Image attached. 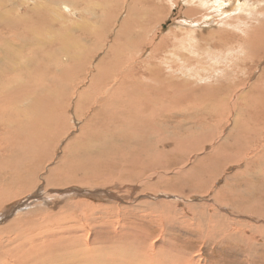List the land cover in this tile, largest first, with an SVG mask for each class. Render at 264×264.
I'll return each mask as SVG.
<instances>
[{"label":"rangeland","instance_id":"rangeland-1","mask_svg":"<svg viewBox=\"0 0 264 264\" xmlns=\"http://www.w3.org/2000/svg\"><path fill=\"white\" fill-rule=\"evenodd\" d=\"M76 1L82 2L79 9L85 6L86 0ZM6 3L10 4L6 8L12 7L11 2ZM94 3L97 4V23L86 13L83 15L73 12L65 17L77 21L78 18L86 16L85 18L96 23V28L92 27L96 34L89 35L92 41L93 38L99 40L100 34L97 31L103 30V35L116 39L120 44L114 49L115 59L118 57L127 64L125 58L130 59L128 56L132 58L135 54L133 58L143 63L146 70L134 66L132 74L129 71L125 74V71L116 72V78L122 79L125 76L122 80L124 83L119 90L110 94L108 100L96 105L98 112L101 104L102 110H106L99 115L100 118H91L92 112L84 118H78V113L71 107L68 116L62 117L52 126L50 110H55L57 106L53 93L55 89L57 96L63 93L58 79L54 82H58V87L56 84L50 86V76L42 80L39 77L41 75H38L39 80L32 72V86L25 79H20L22 86L14 82L15 86L19 85L15 89L16 97H22L19 101L27 99L26 103L29 105L26 106L31 108L30 117L34 125L28 121L22 125V128L30 125L26 130L20 128L13 131L4 127L0 129V175L7 177L15 174L16 169L24 174L17 185L4 184L0 187V235L6 229L7 235L13 234L15 237H12L22 241V244L23 239H26L25 235H21L23 231L32 232L31 236L41 231L42 239L49 235L45 234L47 231L60 234L65 238L61 236L45 239L43 246L47 245L46 241L60 240L62 251L74 239H85L88 236V243L97 247L123 250L126 245L136 257L156 252L164 257L154 259L153 255L150 259L143 258L146 261L138 264H181L171 257L178 254L184 260L193 259L191 262L195 261V264H264V215L257 216L258 211L263 209L253 206L247 199H244L245 203L240 200L228 204V196H216V192L225 188L234 174L246 170L245 161L232 165L229 163L233 155L240 156L245 151V147L236 149L234 145L245 141L255 144L264 132L262 130L259 136L254 137L252 131L255 128H264V120L258 122V117H264V105L261 104H264V0H95ZM92 6L90 4L88 8ZM3 7L0 10L5 9ZM191 9L194 10L191 12ZM26 20L29 25L32 24V27L38 29L29 31L30 34H24L21 29L20 33L13 31L22 35L21 40L26 36L47 40L49 35L55 33L53 30H57L37 23L41 20L37 14L27 16ZM10 25L0 22V38L8 37ZM106 37L100 40L103 44L110 43ZM97 47L99 48V44ZM93 50L95 51V47ZM106 50L91 58V62H86V68H93L106 56ZM25 51L21 50L23 56L27 54ZM7 53L10 55L9 49L0 53V56L4 57ZM51 61L47 63L48 69L53 68L51 64H56L55 59ZM120 65L123 66L122 63ZM169 66L177 69L172 73L173 78L166 73L172 78L167 83L170 89L177 86L176 90L180 91L186 81L195 85H188L187 88L196 92L203 87L222 85L226 96L211 93L206 96L201 94V90L196 93L195 98L181 96L175 103L177 111L187 112L190 109V116L184 119L177 113L179 119L163 122L158 115L161 108L158 102L152 105L153 112H147L151 104L146 99L134 98V95L143 89V85L160 81L156 80L160 79L157 75H164L159 70L168 72ZM44 67L46 70V66ZM32 68L34 66L30 65L29 69ZM91 76L92 74L86 72L78 82L81 88L91 87L95 92L96 86L90 82ZM116 78L114 82L119 80ZM5 83L0 78V87ZM253 87L254 98H259L257 102L254 98L236 100L237 95L245 94ZM45 88L50 89L48 91L51 94ZM228 96L231 98H227ZM74 99L72 97V101ZM160 99L166 107H170L168 98ZM50 100L55 107L48 106L47 102ZM4 118L6 116L0 118L3 125L9 119ZM90 119L92 125L87 127ZM81 135V140H75ZM88 138L94 139L97 147L103 151L101 156L105 158L98 162L88 158L84 167H88L92 173L100 172L98 175L101 181L92 182L96 178L91 180L89 184L94 187L88 183L58 182L59 178L65 180L68 172H57L54 176L51 172L62 161L69 166L64 153L68 142L72 140L77 145L74 149H78V144L85 148ZM226 140L228 147L224 146ZM111 153L118 155L112 165L107 160ZM256 153L264 161L262 149H257ZM125 157H129V160L126 161ZM80 160L82 167L84 158ZM181 166H186L187 169H182ZM3 167L8 171L1 170ZM253 169L255 167L251 165L247 170ZM166 170L169 172L164 173L163 177L174 181L160 177ZM180 170L184 171L178 176ZM139 172L142 173L138 177ZM256 173L264 179V173L259 172L258 168ZM114 174L123 176L112 178ZM239 179L240 176L235 178L244 193L245 185ZM231 180L230 183H233ZM255 183H252L253 188H256ZM204 188L208 192L203 193ZM24 189L29 191L23 192ZM256 196L261 197L260 194ZM9 197L10 200L2 202ZM251 210L256 214H251ZM28 212L34 213L29 215ZM28 246H34L33 239ZM146 247L150 249L147 250ZM144 249L150 251V254ZM46 253L45 256L37 253L35 256L21 255L17 258L21 260L20 264H39L40 260L43 264L44 261L52 263L53 258L59 257L57 252ZM62 254L63 252L61 256ZM54 264L70 263L61 261Z\"/></svg>","mask_w":264,"mask_h":264},{"label":"bare ground","instance_id":"bare-ground-1","mask_svg":"<svg viewBox=\"0 0 264 264\" xmlns=\"http://www.w3.org/2000/svg\"><path fill=\"white\" fill-rule=\"evenodd\" d=\"M93 1L95 2V0H86L84 3L85 6L82 7V9H79L78 7L82 6L81 5L82 2L80 3V1H76V0H14V1H12V0H0V9H2L3 6H4L3 8H5V9H3L4 11L0 10V22L5 23V25L6 24H9V25L13 24V25H10V32L8 33V37L2 36L0 38V49L2 48L0 50V53H2L3 51L5 52L6 49L10 50V55L7 53L8 55L4 54V57H2V55L0 56V78H3L6 82L5 85L0 87V118L3 119L4 116H6V118L7 117L9 118L8 122L5 125H3V121L1 122V120H0V129L1 130L3 129V127H4V129L8 128V129H12L13 131H15L16 129L19 130L20 128H22V125L28 121L31 122V125H34L33 119L30 117L31 108L29 106H26V105H29L28 103H26L27 99H23V100H21L22 102H20L19 100L22 97H19V96L16 97L17 91L15 90L20 84H21V86L23 84V82H21L20 79H25L28 82H31L30 83L31 86H32V84H34V77L32 75V72H34L37 75V77H38V75H41L39 77L42 80H45V79H47V76H50L51 77L50 86L51 85L55 86V84L58 82H56L55 84H54V82L58 79L59 84H60L59 87L63 89V93L61 96H57V94L55 93L56 89L53 93V95L55 97V98L53 97V99L57 100V102H56L57 106L56 107L54 106L52 100L47 102L48 106L50 105V106H53L56 108L55 110L53 108H51V110H50L51 115L49 114L50 118L51 119L53 118V120L51 122V126H52L53 124L58 123L62 117L68 116V113H69V110L71 107L74 108L75 111L78 113L77 114L78 118H80V117L84 118L87 115H89L91 112H92L91 118H95V119L100 118L101 116H99V115L103 114L106 110H102L103 105L101 104V109L98 112L97 109H95L96 105L103 102L106 99L108 100L110 97V94L119 90L122 87V83H124V82H122V80L125 78V76H122V79L120 77H117L119 80L114 82L115 78H116L115 75H117L116 72L125 71L124 72V74H125L126 72L129 71L132 74V68L134 66L140 67V69H143V71L146 70L145 69L146 67L143 65V63H140L136 58H133L135 56V54H134V56H132V58L128 56V58H130V59L125 58L126 59L125 61L127 62L128 65L124 62H121L118 57H116V59H115V55H113V52H114V49L117 48V45H120V44H118L116 42V39L115 40H113L112 38L109 39V36L106 37L105 35H103L104 34V32H102L103 30L97 31L100 34L99 40L93 38V41H92L90 39L89 35L93 36L94 34H96L94 29L92 30V27H94L95 24L97 23V21H96L97 18L95 16V11L97 10L96 9L97 4H95ZM6 2H11L12 7L9 9L6 8L10 5ZM90 4L93 5L92 8H88L90 6ZM148 7H151V6H148ZM136 8H137V6H136ZM193 10L194 9H191V12ZM73 12H75L76 14L82 13L83 15H84V13L89 14L88 16H92V18L95 19L96 23L93 21H90V19L85 18L86 16H84L83 18L81 17V19L78 18L77 21H73V20L69 19L68 17H65L67 15H71ZM21 13L23 15H21ZM32 14L40 15L41 20L38 21L37 23L44 24V25H46L52 29H57V30H53V31H55V33H52V34L50 33L51 35H49V38H46L47 40H42V39H38L36 37H31V36H26L24 40H21L22 35H18L17 33L13 32L16 30V31H19V33H20V29H21L24 32V34H28L29 31L31 32V31L35 30L36 28L38 29V27H32V24L29 25L28 20H26L27 16L32 15ZM207 17H210V16H207ZM151 18H152V16H151ZM30 21H31V19H30ZM20 24H23V26L20 27ZM94 28H96V27H94ZM43 29H44V27H43ZM47 32H48V30H47ZM13 33H15V34H13ZM76 33H78V35H76ZM60 34H62V35H60ZM104 37H106L108 42H110L109 44L107 42H105L103 44V42L100 41ZM119 38H120V36H119ZM26 40L28 42H25ZM97 44H99V48L97 47ZM69 45H74V47H70ZM163 45H164V43H163ZM242 45H244V44H242ZM124 46H125V44H124ZM250 46H251V44H250ZM94 47H95V51L93 50ZM3 48H5V50ZM250 48H252V47H250ZM23 49H25L26 50L25 52H27L26 56L22 55L23 53L21 52V50H23ZM104 49L108 50V51L106 50L107 51L106 56H103L101 58V60L95 66H93V68H86V62L87 63L89 61L91 62V58H94L96 55H98ZM155 51H158V49H155ZM152 53H153V51H152ZM124 57H125V55H124ZM51 59H55L56 64L52 65L50 63L53 68L48 69L47 63L52 62ZM118 61H120L123 66H121L120 65L121 63L119 64ZM164 62H165V59H164ZM167 62H168V60H167ZM74 63H76V64L78 63V65H75ZM169 63H171V62H169ZM35 64H36V66H35ZM30 65H31V67L34 66V68L29 69ZM118 65H119L120 70H118ZM44 66H46V70H45ZM169 68H168L169 69L168 72L163 71V69L159 70V72H162V74L164 75V77L162 76L163 78L161 76L159 77V74L157 75V77L160 79H156V80H160V81L154 82L152 84L143 85L144 90L141 88L140 91H137L134 95V98L140 97V98L146 99V102L151 104V107L149 106L147 108V110H146L147 112H153L154 109H153L152 105H154L158 102L161 105V108L158 110V115L160 116V118L163 122H165L168 119H179L178 118L179 113L181 114V117H184V119L186 117L190 116V114H191L190 109H188L187 112H179L178 113V111H177V107H176L175 103H176V100L181 96H185V97H189V98H195L196 93L198 94V92L200 90H201V94L202 95L206 94V96H210L209 93H211L212 95H215V94L225 95V92L223 90L222 85H218V86L216 85V86H212V87H209V86L203 87L198 92H196V90H192V89L187 88L188 85H193V84H189V81H186L184 83V85H182V89L180 91L176 90L177 86L170 89V87L167 85V83L170 79L173 78L172 73L174 71H176L177 69H175V67L173 69L170 66H169ZM147 70H148V68H147ZM85 71L87 72V74H92V76L90 78V82H93L94 86H96L95 92L92 91L91 87L81 88L79 85L78 81L82 78L84 73H86ZM16 72H17V74H20V75L15 74ZM104 73H106L107 75L105 76ZM166 73L168 75H170V77H172V78H170ZM149 75L153 76L150 73H149ZM119 76H121V74H119ZM39 77H38V79L40 80ZM166 78H168V79H166ZM179 78H181V77H179ZM182 80H184V79H182ZM14 82H17L16 84H19V85L15 86ZM175 84L178 85V83H175ZM193 86L195 87V85H193ZM56 87H58L57 84H56ZM45 89H46V92L49 93L48 90H50V89H48V88H45ZM45 89H43V90H45ZM236 91H237V89H236ZM254 92H255V88L253 87L249 92H246L245 94L240 95L238 93L239 95L236 96V100L254 98V95H253ZM48 93H47V95H48ZM29 94H32V93H29ZM49 94H51V93H49ZM67 94H69V96H67ZM11 95H13V96H11ZM58 97H60V98L58 99ZM68 97H69V99H68ZM72 97H75V99L73 101H72ZM160 97L168 98V102L171 103L170 107H166L163 100H161ZM227 98H231V97L228 96ZM15 99L18 100V103ZM258 100H259L258 97L254 98L255 102H257ZM11 101H13V103ZM22 104H24V105L22 106ZM261 104L264 105L262 102H261ZM256 107L259 108L258 105H256ZM23 111H25V112H23ZM205 112L206 113H212L211 111H205ZM39 115L40 114H38V117H39ZM58 115H62V116L58 117ZM34 116H36V115L34 114ZM6 118H4V119H6ZM261 120H264V117H258L259 123L262 122ZM94 122H97V121H94ZM91 123L92 122L90 119V121L87 124V127H89ZM29 126L30 125H27L22 129L26 130ZM87 127H86V129H87ZM68 130L69 129H67V131ZM262 130H264V128L252 129L254 137L259 136L261 134ZM67 131H66V133H67ZM81 131L83 132V128L81 129ZM29 133H31V132H29ZM216 136H215V138H216ZM82 137L83 136L81 135L79 138L78 137L75 138V140H77V141L79 139L81 140ZM229 138H230V136H229ZM159 141H160V139H159ZM7 146H8V144H7ZM75 146H77V145L74 144V142L72 140H70V142H68V144L66 145V148L64 150V153H65V160L67 162L69 161V166H66V162L62 161L59 164V167L54 168L52 170L51 173H53V176L57 172H61V171L62 172H68L65 180H62L61 178L58 179V182H61L63 184H66L69 182L83 183V184L88 183L89 184V182L91 180H93L94 178H96L97 180L92 181V182L101 181V178L98 175L100 172H98L97 174L92 173V170L87 169L88 167L87 168L84 167V164L86 163L85 161L88 160V158H90L91 160L97 161V162L99 160H104L102 158H105V157L101 156L103 154V151L101 150V148L99 149L97 147L94 139L91 140L89 138L86 140V147L85 148L81 147L82 145L79 147V144H78V149H74ZM221 146H223V144ZM224 146L228 147V140H226V142L224 143ZM234 147L236 149H240V148L245 147V151H243L240 156L233 155L232 160L229 162V163H231L230 165L238 164L237 163L238 161H240V163L241 162L244 163V161H245L246 162L245 163L246 170L242 171V173H240V174H236V175L234 174L235 176L233 175L232 180L230 178V180L233 183H230V180H229L226 183L225 188L220 189L216 192V196L218 198L228 196V204L229 203L233 204L236 201H240V200H242V202H243L244 199H247L248 202L249 201L252 202L253 206H260L261 209H263L261 212L258 211V213H257V216H262V215H264V212H263L264 211V179H262V175H259L256 173V169L258 168L259 172L264 173V161H262V159L260 158V156L256 152H257V149H262L263 154H264V132L260 135L259 139L256 141L255 144L252 142L248 143V141H245L241 144L239 142H237L236 145H234ZM1 149H2V143L0 142V150ZM11 149H12L11 151H13V148H11ZM173 149L176 150L175 148H173ZM13 153H14V151H13ZM0 154H1V151H0ZM214 155H215V153H214ZM14 156L15 155L13 154L12 157H14ZM108 156H110V158H108L107 160H109L110 164L112 165V163L116 161L118 155L111 153ZM16 157H17V155H16ZM82 157L84 158V160H83L84 163L81 167L80 166V163H81L80 158H82ZM125 159H126V161H128L129 157L128 158L125 157ZM228 159H230V158H228ZM135 160H136V157H135ZM91 162H93V161H91ZM251 165H253L255 167V169H253L252 171L247 170ZM181 168L185 169V170L187 169L186 166H181ZM1 170H5L6 172L8 171V169H6L4 167L1 168ZM16 171L17 172L14 171L15 174H12L9 176L6 175L7 177H2L0 175L1 176L0 177V187H3L4 184L17 185L18 183H20L21 182L20 177L24 174L21 173L18 169H16ZM181 171H184V170H180L178 172L179 173L178 176H181L180 175ZM168 172H169V170L164 171L160 175V177L165 178V177H163V174L168 173ZM141 173L142 172H139L137 174V176L139 177V174H141ZM33 175H35V174L33 173ZM122 176L123 175L116 176V174H114L112 176V178H121ZM239 176L241 177V179H239L240 183L245 185V187L243 188L244 193H242V191H241V184H239V182H236V180H235V178H239ZM165 179L166 180H172L171 178H168V179L165 178ZM259 179H261V180L259 182H257ZM234 180H235V182H234ZM172 181H174V180H172ZM49 182H50V180H49ZM251 182L252 183L256 182L255 183L256 188H253V184ZM90 186H93V185H90ZM203 187H204V185H203ZM29 190H31V188ZM29 190L24 189L23 192H26V191L28 192ZM169 191L171 193L174 192L173 190H169ZM21 192L22 191H20V193ZM166 192H168V191H166ZM202 192L206 193V192H208V189L204 188L202 190ZM250 192H252L253 195ZM1 194H2V191H1ZM257 194H260L261 197H257L256 196ZM254 197H256L257 199H254ZM10 199H11L10 197L7 199L4 198L2 202H6ZM243 203H245V202H243ZM252 210H251V214H256V213H253ZM31 213L33 214L34 212H31ZM31 213H29V215H31ZM22 218H23V216L20 217V223H22V221H21ZM16 223H18V222H16ZM19 225L22 226V224H19ZM39 227H40V225H39ZM17 229H18V227H17ZM20 229H23V228H20ZM2 232H4V233L0 235V264H20L19 262L21 260L19 258H17V256L19 257L22 255V257H27V255H28V257H29V255L35 256V254H37V253H42L43 256H45L47 254L46 252H57V255L59 257L53 258L54 257L53 256L52 258L54 259V261H51L52 263L44 261L43 264H54L56 262H61V261H68V263H70V264H76L77 262H80V264H84V263H87V264H138L141 261H146L143 258L150 259L153 255H155L154 259H156L157 257H158V259H159V257L162 259L164 258V257H161L157 252L153 253L152 255H148V256L140 255L138 257V255H137V257H138L137 258L135 254L131 253L130 247L126 246V245L123 246V250H121L120 247H119L120 250L115 249V248H111V247H108V248H102L100 246L97 247L94 244L88 243L89 242L88 236L84 237L85 239L78 238L79 240L78 239H74L75 241L72 240L73 242L69 243V245L66 247V249L64 251H62V250H60V245H61L60 240H54L53 242L51 240L46 241L47 245L43 246V241H45V239L48 240L49 238H54V237L55 238L56 237L61 238V236H63V235H60V234L47 233L48 231L45 232V230H44L43 232H45V234H49V235H46L45 238L42 239L41 236L43 233L41 231H39L37 234L35 233L33 236H31L32 232H30L28 230L23 231V233L21 235H22V237H24V235H25L26 239H23L24 241L22 244H24V245H22L21 244L22 241H17L16 238L12 237V236H14L13 234L7 235L5 233L6 229L2 230L1 233ZM14 232H17V230L16 231L14 230ZM19 233H20V231H19ZM26 233H27V235H26ZM11 238H13V239H11ZM31 239H33V241H34L33 247L28 246V243L31 242ZM18 243H20L21 245L20 246L17 245ZM115 245H117V244H115ZM54 246H56L57 248H54ZM117 246H119V245H117ZM79 248H81V249L79 250ZM146 249L148 250L150 248L146 247ZM1 251H3V252H1ZM62 252H63V254L61 256ZM146 252H148V251H146ZM148 253L150 254V251ZM148 253H146V254H148ZM96 254H98V256H95ZM179 256L180 255L178 254V255L171 256V257L173 260H177V262L180 261L181 264H188V263L195 264V261L191 262V261H193V259L184 260L183 256H180V258H179ZM116 261H119V262L116 263ZM146 263H149V262H146ZM24 264H27V262L26 263L24 262ZM39 264H42L41 260H40Z\"/></svg>","mask_w":264,"mask_h":264},{"label":"crops","instance_id":"crops-1","mask_svg":"<svg viewBox=\"0 0 264 264\" xmlns=\"http://www.w3.org/2000/svg\"><path fill=\"white\" fill-rule=\"evenodd\" d=\"M211 188V187H210Z\"/></svg>","mask_w":264,"mask_h":264},{"label":"water","instance_id":"water-1","mask_svg":"<svg viewBox=\"0 0 264 264\" xmlns=\"http://www.w3.org/2000/svg\"><path fill=\"white\" fill-rule=\"evenodd\" d=\"M19 207V206H18Z\"/></svg>","mask_w":264,"mask_h":264}]
</instances>
